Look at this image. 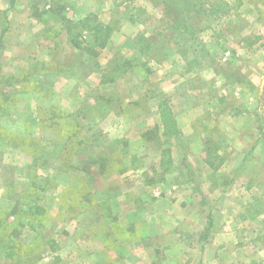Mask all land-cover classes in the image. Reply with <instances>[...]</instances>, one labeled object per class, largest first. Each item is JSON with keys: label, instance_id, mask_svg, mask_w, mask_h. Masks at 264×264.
Wrapping results in <instances>:
<instances>
[{"label": "rangeland", "instance_id": "1", "mask_svg": "<svg viewBox=\"0 0 264 264\" xmlns=\"http://www.w3.org/2000/svg\"><path fill=\"white\" fill-rule=\"evenodd\" d=\"M72 1L80 11L77 14ZM72 1L0 0V25L10 21L13 28L19 19L26 20L21 36L27 43L45 27L47 33L53 27L57 35L63 29L61 16L76 21L92 15L113 32L91 63L100 58L109 70L126 60L130 69L112 74L115 80L101 86L95 80L98 77L90 75L93 90L84 94L79 104L86 105V110L84 116L78 115L85 120L88 142L54 147L44 142L48 150L63 151L60 158L50 157L53 167L45 194L49 203L60 199L53 207L50 203L56 216H48L43 227L22 230V245L36 247L26 258L42 257L40 264H120L123 259L122 264H206L213 260L237 264L246 250L204 257L199 250L204 244L229 248L255 244L261 247L258 254L264 261V0H225L235 9L219 17L211 14L210 7L222 0ZM57 7L64 8L63 14L50 13ZM82 33L89 41L88 34ZM163 98L178 118L182 135L161 144L173 152L181 168L185 164L188 172L182 174L181 183L193 184L192 191L189 194L183 187L173 206L178 198L161 183L151 185L150 194L140 187L150 196L140 200L130 222L125 210L132 203L121 200L126 185H110L115 195L108 199V188L99 183L98 174L119 173L118 167L129 165L136 156L142 164L145 159L153 163L142 174L144 183L155 180L161 152L157 105ZM7 146L0 142V155L2 150L12 155L13 165L25 161L16 148ZM207 158L213 167L206 165ZM73 166L88 172L80 177L69 174ZM87 176L93 184L84 180ZM57 184L58 192H51ZM20 187L16 185L7 195L0 192V217L11 208V198L20 196ZM22 194L30 196L31 192ZM169 205L176 217H182L179 223L159 216ZM242 217L246 220L240 221ZM49 237V245L59 254L46 251ZM116 242L125 250L123 255L116 254ZM169 246L174 249L166 250ZM0 264L14 263H4L0 257Z\"/></svg>", "mask_w": 264, "mask_h": 264}, {"label": "crops", "instance_id": "2", "mask_svg": "<svg viewBox=\"0 0 264 264\" xmlns=\"http://www.w3.org/2000/svg\"><path fill=\"white\" fill-rule=\"evenodd\" d=\"M71 6L72 11L75 10V14L80 12L75 9L76 5L73 1ZM60 8L61 14H63L62 12L64 11V8ZM26 10H30V8H26ZM50 13L55 15L54 9H51ZM30 15L34 14L30 13ZM7 20L9 21L10 18L7 17ZM25 23L26 20L19 19L18 23L14 25L13 28V24L10 21L5 23L4 26L0 25V142H6L1 140V138L6 137L7 134H13L20 136L25 141L33 140L37 142L38 145L36 149H30V151L26 152L17 150L18 153L26 158L25 161H22L23 164L21 162L18 165H13L11 159L13 158L12 155L7 153L5 150H2L0 155V192H2V195H5V191L13 192L16 185L21 186L19 189L21 193L20 196H13L11 198L13 202L11 204V208L8 209L10 211L15 206L24 207L30 203L28 194L27 196L22 194V192H27V185L29 188V184H31L34 180L35 182L37 181L36 185H40L45 181L46 185L44 191H40L35 188L33 189L35 192L34 198L37 200L40 196V204L45 206L47 215L55 217L56 215H54L55 213L52 210V207L54 204H58L60 198H54L53 201L50 202L53 204L50 205V203L46 201L48 197H45V194L48 189L47 179L50 174L49 172L52 171L51 168L53 167L50 157L60 158L63 151H59V149L55 151L48 150L45 147L44 142L52 143L54 147L55 145H64L67 141L69 142L71 140H73V142L84 141L85 143L90 140L89 135L83 130V127L86 126L85 120L78 116L81 113L84 116L86 105L82 107V104L80 105L79 103L82 102L86 94L93 90L91 86L92 83L90 82L91 74L98 77L97 79L95 78L98 86L103 85L100 82L99 73L95 69V63L98 62V65H100L101 68H104V66H102L100 58H98V60L95 59V63H91V58L93 56L82 48L74 47L68 40L64 29L59 30V33L56 35L52 32L53 27L48 33L46 32L48 28L45 27L40 31V34L37 33V35L34 33L32 39L27 43V38L21 36V31ZM44 39H47V42ZM95 99L100 102V99ZM170 108L172 110L171 106ZM46 110H55L57 113L65 114L67 117L63 119L64 122L62 123V127L65 126V124L77 125L78 130L75 134L76 137L72 139L69 137L66 138L64 128L60 129L59 124H56V126L54 124L55 120L52 121L44 118L43 111ZM172 113L178 122V118L173 110ZM179 135H182V129L180 126L179 134L176 136ZM176 136L167 139L163 138L162 142L171 140ZM49 152L51 154H48ZM170 152L172 158V168L164 175L165 179L163 182H160V186L167 187L168 191H172L171 194L173 196L183 189V187H186L187 193L190 194L192 191H190V186H193V184L182 185L181 183V180L183 179L182 174L184 172H188L185 171V164L182 165V169L180 165L177 164L176 160H174L173 152ZM132 154H135V152L132 151ZM16 155L18 156L17 153ZM201 156L206 158L204 152L201 153ZM142 161L143 164L142 162L139 163V167L136 168H132L130 162L129 165H123V167H125V171L122 173L109 172L103 174L100 172V174H98L99 183L108 188L105 191L108 199H111L112 194L115 195V193H112L111 189H109L110 185H126V191L124 192L125 196H123L124 198L121 200L127 202L130 201L132 203L130 208L125 210V216L130 217L128 218L130 222H132L131 219L134 218V215L139 207L140 200H144L150 196L146 195L142 190H139V188L141 187L143 190H146L148 194H150L151 185H156L158 183H144V176L142 174L147 168L153 165V163L148 161V159ZM204 162L208 167H210V165L207 164L206 159ZM159 163L160 155L155 164L157 169H159ZM11 168L14 170L13 174H10L9 172ZM70 171L74 172L69 174H74L75 176L80 177L84 171L88 172V169L85 167L78 168L77 166H73ZM133 173H135L136 176H132ZM17 174H19L20 177H18ZM127 176H130L131 179L127 178ZM102 178L104 179V183L101 182ZM84 180L90 183V185L93 184L92 178L90 179L88 176L85 177ZM57 185L58 186L50 189L51 192H58L60 185ZM70 185L71 180L69 179V188H71ZM138 185L141 186L137 187ZM134 187L138 190H134ZM176 198H178L177 195ZM115 199L116 200L114 202L116 203L114 205H117V201L119 200H117V197H115ZM184 199H187V202L189 201V197ZM178 201L179 198L173 206H177ZM134 202L136 204H134ZM49 205L52 207L50 208ZM182 205L183 204L179 202L178 206L180 207ZM111 210L113 214L115 210L113 208H111ZM85 214L88 215L87 212ZM159 216L165 218L169 222L179 223L182 220V217L175 216V212L172 210L170 205L163 210L161 215L159 213ZM9 217L10 221L13 220L12 215ZM245 220L246 219L244 217L240 219V221ZM111 224H113V218L111 220ZM151 224H154V220ZM91 226L89 225L88 227L89 231L90 228H92ZM21 235L22 233L20 236ZM174 246L166 247V250H168V248L172 250L174 249ZM117 247H121L118 242H116L115 247V250L117 251L116 254L119 252L123 255L125 253L123 247H121L122 250ZM240 247L241 246L239 245L229 248V246L222 247L220 245L213 246L204 244L199 250V255L204 257L205 255L211 253L214 254L215 252L225 254L231 252V250L238 251L239 253L241 250H246V256H248V259H246V256H244L243 259H237V264H264V261L258 254L261 247H256L255 244L250 245V247ZM35 248L26 246L22 247L21 251L26 252L24 256H20L21 261L19 263H26L28 261L26 258L27 255L36 252ZM46 251L51 252L52 254H59L55 253V250L51 251L49 247H46ZM110 258L113 259L112 261L118 262L117 259L111 255ZM1 259L4 263H11L10 259H6L5 257H1ZM41 259L36 257V260L34 259L30 263L40 264L38 261ZM123 261H120V264H122L121 262ZM213 262L209 261L206 264H226V262H215L214 260ZM172 263L173 262H166L165 264ZM204 263L205 262L203 261V264ZM196 264H200V262L197 261Z\"/></svg>", "mask_w": 264, "mask_h": 264}, {"label": "trees", "instance_id": "3", "mask_svg": "<svg viewBox=\"0 0 264 264\" xmlns=\"http://www.w3.org/2000/svg\"><path fill=\"white\" fill-rule=\"evenodd\" d=\"M57 8L54 9L55 15L61 13V8ZM232 8L235 9L234 6H232L229 2L225 0H222L218 4L212 5L210 7L211 14L215 17L225 15L226 12ZM92 17V15H88L87 17L73 21L61 16L60 22L62 24V28L67 34L68 40L74 47L82 48L90 55L97 56L98 49H103L108 44L110 36L113 32V28L108 24L96 21L95 18ZM84 31L88 34L90 38L89 41L87 39H83L82 32ZM128 65L129 62L125 60L124 62L115 65L114 67L108 70L106 68H101L98 63H95V69L99 73L101 84L105 85L115 80L116 75L112 76V74H124V72L129 71L130 69H128ZM157 111L160 123V125L158 126V144L161 148L159 163L160 171L158 173V176H156L155 180L149 181L147 182V184H150L152 182L160 183L164 181V175L172 168V158L170 150L168 148H162L161 142L163 138L167 139L179 134L178 122L175 116L173 115L172 110L166 99L163 98L161 99V101H159L157 105ZM43 114L44 118H47L52 121L55 120L54 124H59L60 129L64 128V134L66 138L69 137L72 139L76 137L75 134L78 130L77 125L65 124V126L62 127V123L64 122L63 119L67 117L65 114L57 113L55 110H46L43 111ZM1 140L6 141L9 147L12 146V148H16L17 150H21L24 152L30 151L31 148L36 149L38 145L36 144L37 142L33 140L25 141L20 136L13 134H7L6 137L1 138ZM81 142L82 141L73 142V140H71L69 142L67 141V144L70 145L73 143L75 145ZM211 160L212 159L207 158L206 162L211 167H213V162ZM130 163L132 168H136L139 167V163H141V161L138 159V157L132 156ZM117 170L118 172L122 173L125 171V167H123L122 165V167H118ZM36 183L37 181L35 182L34 180L31 182V184H29V190L27 191L31 192V195L28 196V199L30 201L29 204L25 205L24 207L15 206L10 211H5L4 217H0V228L2 229L0 230V257L10 259L11 262L14 264H20V256H24L26 252L21 251L22 247L24 246L22 245L21 241H19V236L22 230L25 227H28L29 229L36 231L38 227H43L46 224V218H48L49 216L46 213L47 210L45 206H42L40 204V196L37 200L34 198L35 192L33 190L35 188L40 191H44L46 182L44 181L40 185H36ZM10 192L11 191H5V194ZM10 215H12L13 217V220L11 221L9 220ZM24 218L28 219H25L26 221L23 222ZM207 232L208 229H206L205 234L203 235L204 238L207 237ZM50 242H52L51 237L46 240V245L51 251H54L55 247L53 244L49 245ZM28 262L31 261L28 260Z\"/></svg>", "mask_w": 264, "mask_h": 264}]
</instances>
